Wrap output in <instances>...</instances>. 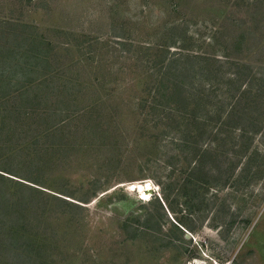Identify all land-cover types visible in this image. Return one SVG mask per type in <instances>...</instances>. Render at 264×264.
Wrapping results in <instances>:
<instances>
[{"label":"rangeland","instance_id":"1","mask_svg":"<svg viewBox=\"0 0 264 264\" xmlns=\"http://www.w3.org/2000/svg\"><path fill=\"white\" fill-rule=\"evenodd\" d=\"M168 4L0 0V58L25 54L20 73L0 68L12 80L0 93V264H264V48L240 54L254 98L239 121L252 132H228L192 170L175 144L203 129L171 118L177 105L157 95L163 85L144 66L152 56L137 45L156 39ZM182 5L198 40L225 17L249 16L233 0ZM230 40L195 49L224 56ZM43 78L50 91L34 87ZM9 108L25 121L4 117ZM208 134L204 144L219 143Z\"/></svg>","mask_w":264,"mask_h":264},{"label":"trees","instance_id":"2","mask_svg":"<svg viewBox=\"0 0 264 264\" xmlns=\"http://www.w3.org/2000/svg\"><path fill=\"white\" fill-rule=\"evenodd\" d=\"M168 2L167 19L161 26L157 25L156 39L147 42L138 40L137 45L141 46L140 49H145V52H140L143 53V56L146 57L150 54L152 56L150 60L144 62V66L147 69L146 73L151 77L154 76L163 85V88L160 89V85L157 88V95L161 99H168L177 105L170 106L172 112L168 114H171V118L175 123H177L176 117L178 116L181 120L189 122L190 125V122L201 125V129H203L200 132L201 140H198L200 136L195 138L192 134L188 135L187 133L178 140L179 143L175 144L176 149L184 151L185 157L190 159L184 158L189 160L188 166L190 165L192 170H200L202 159L213 152H219L220 145L225 141L223 136H226L228 132H235V129L239 128L242 133L240 136L238 134V138L248 137L252 132L249 129L244 130L245 128L242 130L239 121L244 116L241 115L244 114L242 106L245 107L248 102L252 104L254 98L251 92L253 86L250 83L245 86L241 80L245 77V71L252 67L248 60L240 54L243 55L245 50L249 49L250 53L259 55L264 48V0H233V6L244 7L249 16H246V19L223 18L219 25L214 26V30L211 29L214 36L210 40H198L190 32L191 22L185 15L182 5L186 0H168ZM220 35L231 38L226 48L237 53L235 56L231 54V51L224 56L196 52L195 47L210 45L214 37ZM116 41H123V39ZM131 45L132 42L129 41L128 46ZM7 49L3 44H0V53ZM13 52L18 58L12 63L0 58V68L8 62L11 64L10 68L13 73H20L25 68L21 66L19 57L25 54L17 48L13 49ZM27 56L37 59L34 54ZM137 59L139 60V58ZM225 65L235 67L234 72L229 73L226 77L222 72ZM256 68L257 76L264 74V64H259ZM48 79H41L37 84H34V87L37 86L39 90L46 87L47 91H50ZM224 79L226 80L224 81ZM11 87L12 80L8 76V71L0 69V93H4L7 88ZM20 95L25 101L32 98L29 91L25 89L21 91ZM8 98L13 100V94ZM259 103L260 101H257L255 106H258ZM10 108L3 112L4 117H15L17 120L20 116L25 121L20 110ZM247 119L253 126L260 124V121H255L254 118L248 117ZM187 131H189V127ZM206 133H209L210 138H214L219 143L215 146L204 144ZM255 154H260V151H255ZM244 219L247 220V218ZM183 228L187 227L183 226ZM12 236L21 238L20 232H14Z\"/></svg>","mask_w":264,"mask_h":264},{"label":"water","instance_id":"3","mask_svg":"<svg viewBox=\"0 0 264 264\" xmlns=\"http://www.w3.org/2000/svg\"><path fill=\"white\" fill-rule=\"evenodd\" d=\"M153 191H155V190L153 189L151 192H153Z\"/></svg>","mask_w":264,"mask_h":264}]
</instances>
